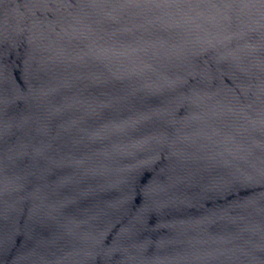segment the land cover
Listing matches in <instances>:
<instances>
[{
	"label": "water",
	"instance_id": "1",
	"mask_svg": "<svg viewBox=\"0 0 264 264\" xmlns=\"http://www.w3.org/2000/svg\"><path fill=\"white\" fill-rule=\"evenodd\" d=\"M0 264H264V0H0Z\"/></svg>",
	"mask_w": 264,
	"mask_h": 264
}]
</instances>
